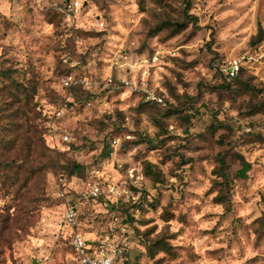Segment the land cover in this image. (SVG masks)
Returning a JSON list of instances; mask_svg holds the SVG:
<instances>
[{
  "label": "rangeland",
  "instance_id": "374dc122",
  "mask_svg": "<svg viewBox=\"0 0 264 264\" xmlns=\"http://www.w3.org/2000/svg\"><path fill=\"white\" fill-rule=\"evenodd\" d=\"M56 1L0 0V264H76L58 194L93 170L145 200L125 264H264V0H88L75 21Z\"/></svg>",
  "mask_w": 264,
  "mask_h": 264
},
{
  "label": "built area",
  "instance_id": "2783aa9c",
  "mask_svg": "<svg viewBox=\"0 0 264 264\" xmlns=\"http://www.w3.org/2000/svg\"><path fill=\"white\" fill-rule=\"evenodd\" d=\"M87 3L88 0H57L53 7L64 14L67 19L75 21L85 10ZM243 65H245V59L238 56L229 57L217 64L226 80L233 78ZM70 78L62 79L64 85L71 84ZM151 98L159 104H164L163 98L159 96L152 95ZM57 114L60 113L57 112ZM64 138L67 139V136ZM129 192L130 190L126 187L102 179L99 171L95 170L91 171L78 197L71 199L69 192L63 190L59 192L58 195L63 200L65 207L62 221L72 229L69 245L76 256L77 264H124L123 252L128 246V224L124 221V216L119 210L113 207H111V211L110 209L105 210L108 222L99 233L95 230L90 236L89 234L92 232L86 233L80 230L79 226L82 209L92 206V203L107 196L114 199L111 204L121 200L126 202ZM104 201L106 202L104 206L110 204L108 199H104ZM139 214V208L131 210V215L137 217ZM90 228L93 229V225H90Z\"/></svg>",
  "mask_w": 264,
  "mask_h": 264
},
{
  "label": "trees",
  "instance_id": "16d2710c",
  "mask_svg": "<svg viewBox=\"0 0 264 264\" xmlns=\"http://www.w3.org/2000/svg\"><path fill=\"white\" fill-rule=\"evenodd\" d=\"M140 3H141V2H140ZM54 4H55V3H54ZM53 6H54V5H53ZM140 6H141V4H140ZM53 8H54V7H53ZM188 9H189V3L186 2L185 8H184V14H186V17H187L188 19H191L192 22L195 24L196 21H197V19H196V17H195L194 15L189 14V13L187 12ZM55 13H56L57 15H60L62 18H63V16H65L64 14L58 12L56 9H55ZM162 29H169V30H171L172 32H175L176 30H178V29L176 28V25H175L174 23H172V22L169 21V20H165V21H163L161 24L157 25V26L154 28V33H153V34L158 33V32L161 31ZM217 67H218V66H217ZM244 68H245V65H243V66L240 68L239 72H238L233 78H231L230 80H226V79L222 76V74H221L219 68H218L217 70H218V72H219L220 77H221L222 79H224L225 81H236V80H238V79L240 78L241 74H242L243 71L245 70ZM235 156L237 157L239 163H240L241 166H242L240 169H238V170L236 171V176H237L238 178L244 179V178H246V176H247V171L250 169L251 165H250V163H249L248 161H246V160H245L240 154H236ZM218 162H219V165H218V169H219V171H218V174H217L215 171H213V172H214V175L217 176V177H221V178H224V179H225V178L227 177V175L224 173V166L226 165V164H225V160H224V158H223L222 156H220V157H218ZM78 168H79V165H74V168H73V169H78ZM215 170H216V169H215ZM217 177H216V178H217ZM223 182H224V181H223ZM223 182H220V183H223ZM139 196H140V195L134 197L133 195H131L130 199H128L126 202H123L122 200H121V201H118V202H115V203H113L112 207L115 208V209H117V210H119V211L121 212V214H123L124 216H126V217L129 216V219H130V222H131V223H132V222H135L136 220H139V216L135 217V216L131 215V211L128 212L127 210H128L129 207H130V208H131V207H133V208H139L140 210H143V208H144V206H145V205H144L145 200H144V199H139ZM135 198H137V199H135ZM60 200H61V202H62V204H63V203H64L63 200H62V199H60ZM214 200H215L217 203L222 204V205H226V204H227V199H224L222 194H218V195H216V196L214 197ZM123 206H125V207L123 208ZM121 210H122V211H121ZM74 255H75V254H74ZM75 257H76V256H75ZM75 259H76V258H75ZM125 260H126V259H124V264H125V262H126ZM75 262H76V264H77V259L75 260Z\"/></svg>",
  "mask_w": 264,
  "mask_h": 264
}]
</instances>
